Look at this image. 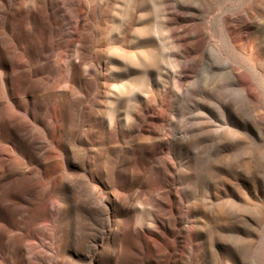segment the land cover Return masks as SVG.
<instances>
[{
    "label": "rangeland",
    "instance_id": "obj_1",
    "mask_svg": "<svg viewBox=\"0 0 264 264\" xmlns=\"http://www.w3.org/2000/svg\"><path fill=\"white\" fill-rule=\"evenodd\" d=\"M44 1L37 27L59 29L63 41L77 27L68 173L93 177L114 219L110 241L141 236L145 248L123 249V264H264V0H75L71 22ZM46 143L36 135L35 147ZM4 183L0 174V212L17 206L8 202L18 189ZM74 191H54L59 230L41 232L42 247L113 264L100 242L104 216ZM5 225L0 214V264L11 251Z\"/></svg>",
    "mask_w": 264,
    "mask_h": 264
},
{
    "label": "bare ground",
    "instance_id": "obj_2",
    "mask_svg": "<svg viewBox=\"0 0 264 264\" xmlns=\"http://www.w3.org/2000/svg\"><path fill=\"white\" fill-rule=\"evenodd\" d=\"M54 1L63 11L64 18L70 22L76 20L75 0H68L70 10H63L64 0ZM43 10L49 11L44 0H0V174L10 190L18 189L16 197L8 202L17 206L0 212L5 219V235L11 249L9 264H85L61 252L59 245L46 251L42 247L44 241L39 239L41 232L52 230L56 233L59 230L58 211L62 201L54 197V191L74 193L77 184L88 192L86 198L92 214L104 216L100 227L104 251H111L113 264H123L120 253L123 249L142 252L145 248L141 236L130 237L128 244L125 238L110 241L108 234L114 219L109 207L97 195L93 177L77 179L68 173L72 169L66 154L73 155L74 151L67 150L65 144L69 145L72 137L71 97L77 85V62L80 63L77 27L71 26L68 38L63 41L59 29L45 25L37 27L47 14ZM59 21L55 19L54 23ZM109 127L110 123L100 126L102 135H110ZM36 135L44 138L50 147H35ZM19 139L31 150L27 155L17 151ZM51 145L59 152L53 151ZM11 151L18 156L9 162L1 158L3 155L12 157ZM32 163L36 169L27 170L25 166ZM87 163L94 166L91 160ZM103 167L105 180H109L107 160ZM133 226V221L127 219L121 229L130 236L131 231L134 232ZM106 227L109 229L105 230ZM10 230L11 233L18 230L20 234H10ZM67 241L77 248V240L67 238ZM88 242L85 241L86 253L90 251ZM135 256L138 258V253ZM91 259L97 261L94 257Z\"/></svg>",
    "mask_w": 264,
    "mask_h": 264
}]
</instances>
